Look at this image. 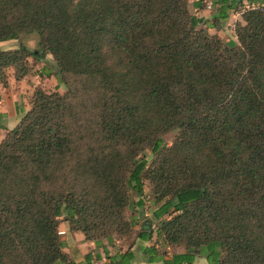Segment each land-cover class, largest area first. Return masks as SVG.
I'll list each match as a JSON object with an SVG mask.
<instances>
[{
    "label": "trees",
    "instance_id": "16d2710c",
    "mask_svg": "<svg viewBox=\"0 0 264 264\" xmlns=\"http://www.w3.org/2000/svg\"><path fill=\"white\" fill-rule=\"evenodd\" d=\"M210 3L199 28L188 0H0V43L38 38L0 50V84L51 56L41 77L66 88L35 87L0 142V264H75L64 220L107 264H130L102 241L132 233L129 192L145 180L156 224L136 239L184 250L163 264H264V0ZM239 7L235 40L208 32ZM141 250L149 262L158 252Z\"/></svg>",
    "mask_w": 264,
    "mask_h": 264
},
{
    "label": "rangeland",
    "instance_id": "374dc122",
    "mask_svg": "<svg viewBox=\"0 0 264 264\" xmlns=\"http://www.w3.org/2000/svg\"><path fill=\"white\" fill-rule=\"evenodd\" d=\"M196 1H201L203 5L205 6V9L198 10L194 8L193 3H195ZM188 2H189L190 13L196 20L200 21L198 23L199 28H205L206 24L205 22H202V20L207 21L208 19V21H210L211 15L215 12V8L213 6L208 8V5L211 4L210 0H188ZM262 7L264 10V6ZM203 11H206V13H204ZM242 11L243 9L239 7L234 12H232L229 16L228 21L226 22V24L220 31H215L214 29H208V32L211 35H218L224 41L235 40L234 24L236 22H241ZM20 44H23L24 46L27 47L28 50L32 51L37 48L38 38L35 34L23 35L20 37L19 40L1 42L0 50H13V49L15 50L18 48ZM29 62L31 64L30 77L26 78V82L19 84L18 89H17V93L18 94L21 93V96L23 97V99L27 100L30 97L31 90L33 88V87L29 88L28 86H26L27 80L30 81L29 83H31V86L37 85V87L44 89L46 92H58L60 94H64L66 92V88L58 84L53 74L49 76L45 75L44 77H41V73L43 71L42 68L44 66L50 67L51 69L53 68L52 66L53 62H52L51 56H47L44 62H40V63L34 62L31 58H29ZM31 81H34V82H31ZM1 92H2V89H0V95H2ZM18 94L14 95L16 99H17ZM10 99L11 101H13V97H11ZM20 103H22V101ZM176 137H177V132H172V133L164 135L163 146L169 147L175 141ZM141 157L144 158L148 163H151L154 160L155 155L152 154L151 151L146 150L141 154ZM129 196H130L131 205L129 208L126 209L125 216L128 220L132 221L135 224L133 231L126 238L116 237L115 241L118 242L116 243L117 246L116 244L115 246L108 245L109 252L110 250L112 251H116L117 249L121 250L122 247L133 245L136 240L135 238L136 234L139 231H141V226L143 225V228H146V226L149 225L147 221H151L152 225L156 224V221H154L153 219V211L155 210V205H153L152 203L151 186L149 182L146 180L144 181L143 192L141 195H139L138 193L134 191H130ZM139 201H142V204H143L140 207L137 205ZM61 219L63 220L64 217H61ZM102 242L105 243L104 240ZM154 243H155V235H153L152 242H150L149 244L151 245ZM93 245L95 246L94 243ZM158 247L160 249L166 248V247H163L162 242H158ZM180 249L182 248L177 247V246H171L169 247L168 250H165V251L167 254H172L174 252L179 251ZM95 251L98 253H102L101 248L94 249V252ZM98 264H101V263H98ZM195 264H207V262L205 261V258L203 255H198V258L195 260Z\"/></svg>",
    "mask_w": 264,
    "mask_h": 264
},
{
    "label": "crops",
    "instance_id": "0c3cea01",
    "mask_svg": "<svg viewBox=\"0 0 264 264\" xmlns=\"http://www.w3.org/2000/svg\"><path fill=\"white\" fill-rule=\"evenodd\" d=\"M203 12L206 13V11H203ZM28 77L30 76L25 77L23 80L19 82L15 81L12 77H9L7 88H4L0 84V89H2V92H1L2 95H0V142L4 139L7 132L12 130L18 124L23 114L28 110V103H27L28 99L27 100L23 99V97L21 96V93L20 94L17 93L18 85L26 82V78ZM29 82L30 81L27 80L26 86H28L29 88L33 87L31 90V93H32L34 88L37 87V85L31 86V83ZM31 82H34V81H31ZM15 94H18L17 99L14 96ZM11 97H13V101H11L10 99ZM21 101L22 103H20ZM142 229H143V225L141 226V231ZM59 230H60V239L63 243V252L68 254L70 258L75 262V264H85L84 262L85 255L89 253H98L96 251L94 252L95 246L93 245V243L86 241L84 236L81 233H71L69 231V226L65 220L60 224ZM150 242H152V240ZM150 242H143L139 239H136L133 245L122 247L121 250L120 249H117L116 251L110 250V254H114L116 252L125 253L126 251L129 250L133 255V258L130 261V264H163V261L170 260L171 256L174 253L184 252L183 249H180L179 251L174 252L172 254L166 253L164 255L162 250L164 251L168 250L169 247L160 249L158 247V242L155 236V243L151 245H154L155 248L158 249V252L156 256H154L153 262H149L148 255L144 254L141 249L143 247L151 246L149 244ZM116 243L118 242L115 241V238H114L113 246H115ZM102 244L108 248L106 241L105 243L102 242ZM98 254L101 257V261L96 262L93 260V264H98V263L107 264L108 262L105 259L104 255L102 253H98Z\"/></svg>",
    "mask_w": 264,
    "mask_h": 264
},
{
    "label": "built area",
    "instance_id": "2783aa9c",
    "mask_svg": "<svg viewBox=\"0 0 264 264\" xmlns=\"http://www.w3.org/2000/svg\"><path fill=\"white\" fill-rule=\"evenodd\" d=\"M210 6H211V4H210V5H208V8H210Z\"/></svg>",
    "mask_w": 264,
    "mask_h": 264
}]
</instances>
